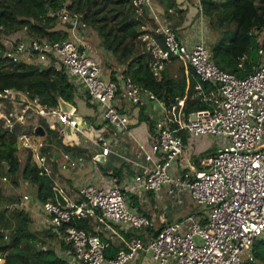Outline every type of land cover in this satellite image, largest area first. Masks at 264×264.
I'll return each mask as SVG.
<instances>
[{
	"label": "built area",
	"instance_id": "1",
	"mask_svg": "<svg viewBox=\"0 0 264 264\" xmlns=\"http://www.w3.org/2000/svg\"><path fill=\"white\" fill-rule=\"evenodd\" d=\"M136 6L139 14L148 9L157 24L154 32L144 26L140 35L152 55L153 75L161 79L172 58L180 59L200 78L197 91L207 108L186 114L183 97L163 101L130 77L120 76V83L105 79L101 61L89 54L75 33V39L70 36L64 41L26 36L4 54L15 63L60 62L77 88L81 87L89 101L99 107L101 118L121 136L131 134L132 120L117 97L132 103L138 113L141 104L159 102L156 115L150 114L155 129L149 137V149L139 144L148 167L136 176L137 184L130 190L143 188L156 195L165 190L176 204L190 198L198 209L143 237L140 232H148L154 223L131 205L120 186L84 184L79 188L80 198L69 200V206L53 198L41 205L49 216L48 227L58 231L65 242L57 252L69 264H131L141 252L146 254L147 264H241L252 260L255 240L264 237V57L247 76L227 72L212 59L204 33L196 39L182 38L163 18L154 0H136ZM51 15L66 23L76 20L73 32L80 28L79 16L72 18L67 6L51 11ZM260 52L264 54V49ZM203 82L211 89L206 90ZM33 112L52 127L60 124L74 128L79 124L71 113L63 112L59 105L49 106L39 96L17 89L0 91V118L10 131L17 124H26ZM183 132L187 138L215 136L218 142L210 154L186 156ZM38 137L35 132L17 134L19 146L32 151L40 174L52 176L53 154L43 150L45 144L37 141ZM101 147L103 155L111 152L104 138ZM83 162L82 156L63 152L60 169H74ZM29 199L25 194L15 205ZM81 218H94L97 231L115 224L135 234L113 257H107L110 241L71 224ZM0 264H6L2 255Z\"/></svg>",
	"mask_w": 264,
	"mask_h": 264
},
{
	"label": "trees",
	"instance_id": "2",
	"mask_svg": "<svg viewBox=\"0 0 264 264\" xmlns=\"http://www.w3.org/2000/svg\"><path fill=\"white\" fill-rule=\"evenodd\" d=\"M157 2L164 7L165 18L174 21V26L183 22L185 11L179 8L177 0ZM63 6L68 7L72 18L74 15L79 16L81 30L94 27L102 37V48L109 55L108 58L124 66L121 72L116 67L113 68L112 80L117 81L118 74L122 78L130 77L143 90L153 92L163 101L183 97L186 114L208 107L197 91L200 78L180 59L172 58L161 79L153 75L150 68L152 55L140 35L144 32V26L151 24L153 29L148 31L154 32L157 24L148 9L142 14L137 12L136 0H0V36L25 30L28 36L39 40H68L70 32L66 22L51 15V11H58ZM200 7L201 13L208 20L209 29L215 33L210 45L214 62L227 72L247 76L253 66L263 60L260 51L264 49V44L260 41V35L264 31V0H200ZM60 23L63 25L58 27ZM0 51H7L1 40ZM203 85L206 90L211 89L207 82H203ZM6 89H17L30 96H39L44 103L53 107L58 106L62 98L74 105L73 113H76L75 98L78 88L62 65L58 67L55 63L44 65L26 61L15 63L4 54L0 56V91ZM120 93L119 88L118 95ZM86 102L92 106L87 97ZM139 119L147 122L149 129L154 131L155 120L145 113V103L140 105ZM39 124L46 130L43 137L46 141L45 151L55 143L65 151H84L67 143L61 130L57 126H50L44 118L40 117ZM35 128L36 125L32 124H17L14 131H10L0 118V163L7 165L11 174H17L21 167L17 134L34 133ZM182 134L186 142L187 135L184 132ZM29 151L23 176L37 185L38 201L44 203L48 198L56 199L55 187L58 185L55 179L53 176L40 174L41 167L37 162L31 161L32 151ZM210 153L212 152L207 151L202 155ZM53 156L55 158V153ZM56 159L54 164L57 163ZM123 170L124 166L115 169L114 173L121 178ZM131 204L136 208L139 206L134 198ZM138 210H141L140 206ZM32 222L31 214L25 209L0 210V255L4 256L6 264H69L58 254L56 247L50 245L49 240H55L58 231L54 233L52 228L47 229L48 237L44 239L48 242L43 241V233L33 231ZM71 224L93 234L99 233L96 231L94 218L75 219ZM149 231L153 232L155 228H150ZM128 234L131 236L135 232L129 230ZM62 245L66 246L64 241ZM118 249V246L111 243L107 257H113ZM252 255V260L247 259L241 264H264V237L255 240Z\"/></svg>",
	"mask_w": 264,
	"mask_h": 264
},
{
	"label": "crops",
	"instance_id": "3",
	"mask_svg": "<svg viewBox=\"0 0 264 264\" xmlns=\"http://www.w3.org/2000/svg\"><path fill=\"white\" fill-rule=\"evenodd\" d=\"M177 3L179 8L185 11V19L178 26L173 25L174 21L167 20L165 18L166 16L164 13V7L159 3L157 5V9L163 15V18L172 25L175 33L185 39H187L188 36H192V38L196 39L201 33L205 34L208 24L201 15L200 1L177 0ZM195 5L198 6V8ZM194 11L198 12L195 13ZM174 13L178 15L176 11H174ZM117 82H121L120 74H118ZM78 92L83 98V102L86 104V106L90 108L92 107L93 111L85 112L83 115L78 113L79 109L77 108L76 113H73L75 111L74 107L71 115L79 122L78 126L71 128L59 124L57 127L65 136L67 143L78 146L84 150L83 152L69 151L74 155L82 156L84 158V162L78 167L71 169L70 173L66 174L62 169H60V163L63 152L67 151H54V159L57 158V163L54 164V162L51 161L50 167L51 174L58 187L69 198V200L73 201L80 198L79 188L84 184H93L99 187H110L117 185L126 192L130 203L132 202V198L137 200L141 208L140 211L153 221L155 229H160L165 223L171 222L166 221L164 215L158 213L160 210L163 211V213L166 212V209L169 210V198L165 190H163L158 195L143 188H138L137 191L130 190L132 186L137 184L135 182L136 176L142 174L148 167V164L144 158V151L140 149L139 144H144L145 147L149 149V137L152 132L149 129L147 122L140 121V112H137V107L134 108L132 103H130L128 100L117 97L121 109L123 111H129L132 120L131 134L121 136L117 134L110 127V125L101 118L98 106L92 103V106L87 104L85 92L81 87H78ZM75 102H77V97L75 98ZM157 109L154 108L152 102L145 103L146 114L155 116ZM135 131H138V133L140 132L142 135L139 136L138 134H135ZM103 138L109 142L111 146V152L106 155V160L104 162H100L96 160V157L99 154H102L101 139ZM48 151H50V149ZM203 153L205 152H202V154ZM186 156L191 155L186 154ZM193 156L198 157L199 155L193 154ZM122 166H124V170L121 174V178H118L114 173V170L121 168ZM37 201L38 200H36V203L30 207L32 210L30 213L33 220L32 225H35L34 229H37L38 231L39 228L42 229L44 227L50 229L48 227V213L42 209V203ZM139 206L137 209H139ZM191 210L185 214H180L178 217L172 219V221L188 214ZM52 230L54 229L52 228ZM128 231L129 230L125 229L124 227L115 224H107L99 229L100 236L103 239L110 241L119 248L124 247L128 242L130 238ZM53 232L56 233L57 231L54 230ZM149 232L150 231L148 230V232L141 231L140 233L143 237H146ZM56 234L55 240H49V242L51 243L50 245L55 246L58 250L62 248L64 243L62 245L63 239L61 234L59 232ZM143 259H147V257L144 252H141L140 256L131 264H139V261Z\"/></svg>",
	"mask_w": 264,
	"mask_h": 264
},
{
	"label": "rangeland",
	"instance_id": "4",
	"mask_svg": "<svg viewBox=\"0 0 264 264\" xmlns=\"http://www.w3.org/2000/svg\"><path fill=\"white\" fill-rule=\"evenodd\" d=\"M154 1L157 2V0H154ZM156 2H155V6L157 8L158 2L157 3ZM196 7L198 8V6ZM194 12L197 13L198 11L197 12L194 11ZM200 12H201V8H200ZM201 15L204 17L202 13ZM204 19L205 21L208 22L207 18L204 17ZM67 24L68 23L65 24L66 27H67ZM61 25H63V23H60L58 27H61ZM147 27L150 30L153 29L151 24H148ZM208 28L205 30V36H206L207 44L211 45L212 41L214 40L215 33ZM68 30L70 32L71 38L75 39L73 37L74 36L73 33H75L79 38H81V42L83 46L87 48L89 54L101 61V64L104 68L105 79L111 78V72L113 71V68L115 67L116 69H118V72H121L122 70H124V66L118 65L114 59L108 58L109 55H107L104 49L102 48V44H101L102 37L100 36L99 32L94 27H88L85 30H81L80 28H77L74 32L71 29H68ZM210 33H211V36L209 35ZM26 36H28V34H26L25 30H20L10 35L3 34L0 36V40L5 44L7 50H11L19 40L25 38ZM260 41L262 42V44H264V31L260 35ZM263 57H264V54H262V58ZM54 63L58 67L62 65L58 61H55ZM108 64H110L111 66H109ZM76 97H77L76 106L79 109L78 111L79 114L84 115L85 112L93 111L92 107L90 108L86 106V104L83 102L84 100L80 96L79 92L77 93ZM39 123H40V116H38L36 113L33 112L28 117L26 124H24V126L31 125V124L36 125V126L41 125ZM134 133L138 134L139 136L142 135L140 134V132L138 133V131H135ZM37 141H42L44 144H46L45 143L46 141L45 139H43V137L39 136L37 138ZM217 142H218V138L215 136L192 137V138L189 137L186 140L187 146H186L185 153L187 155H191L192 157H194L193 154L194 155L197 154L200 156L202 152H207V151L213 152V150L216 147ZM51 146L52 147H50L51 149L49 151L50 152L49 156H51L53 152L56 150L58 151L64 150L61 146L57 145L56 143ZM29 152H30L29 150L19 147L18 156L21 161V167L17 174H11L8 171L7 165H5L4 163H0V210L5 209L8 205L10 206L11 209L19 208V209H25L29 213L32 212L30 207L36 203V200H38L37 185L32 184L31 182L28 181L27 178L23 176V170L25 168ZM31 161L36 162L35 158L33 157V153H32ZM70 170L71 169H64L63 172L67 174V173H70ZM4 177H7V179H4ZM25 194H29L30 199L24 201L22 205L20 204L16 206L15 204H19V201ZM197 207L198 205L196 204V202H193V200L190 198L185 199V202L182 205H178L175 203V201L169 199V210L166 209V212L164 213L163 211L160 210V212L158 213L161 215H164L166 221H172V219L178 217L180 214H185L191 209L197 210L198 209ZM31 227L33 231L34 230L38 231L37 229H34L35 225H32ZM47 229L48 228L46 227L42 229L39 228V232H41V234L43 233V235H41L43 238V241H46V242L48 241L44 239V237H48L46 235ZM146 262H148L147 259H143L139 261V264H147Z\"/></svg>",
	"mask_w": 264,
	"mask_h": 264
},
{
	"label": "water",
	"instance_id": "5",
	"mask_svg": "<svg viewBox=\"0 0 264 264\" xmlns=\"http://www.w3.org/2000/svg\"><path fill=\"white\" fill-rule=\"evenodd\" d=\"M75 22H76V20L73 19L70 23L67 24V27L69 29H72L75 26ZM3 55H4V52L0 51V56H3ZM151 102L154 105L155 109H157L160 105L159 102H157L155 100H151ZM59 106L63 112L69 113V114L72 112V110L74 108L73 104L67 102L66 100H64L62 98H60V100H59ZM35 134H37L40 137H44L46 135V130L42 125H38L35 128ZM43 150H45V148H43ZM96 160L100 161V162H104L106 160V156L103 154H99L96 157ZM55 197H56V200L62 206H69V204H70L69 198L63 193V191L58 186L55 187Z\"/></svg>",
	"mask_w": 264,
	"mask_h": 264
}]
</instances>
